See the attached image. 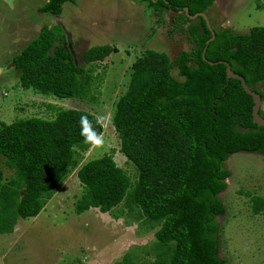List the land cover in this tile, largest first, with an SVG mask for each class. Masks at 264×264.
Instances as JSON below:
<instances>
[{"label":"trees","instance_id":"obj_1","mask_svg":"<svg viewBox=\"0 0 264 264\" xmlns=\"http://www.w3.org/2000/svg\"><path fill=\"white\" fill-rule=\"evenodd\" d=\"M65 1L74 0H45L38 11L57 17ZM140 1L151 8L157 23L164 12H174L169 33L177 27L192 45L172 60L164 52L144 48L131 63L111 124L119 152L135 169V179L131 181L115 164L111 153L80 162L82 153L102 132L91 112L62 108L51 119L0 120V156L13 169V176L6 179L0 169V233L11 232L17 218L38 214L76 167L82 188L73 202L74 212L93 207L116 216L112 209L122 204L127 215L156 227L151 264H223L217 254L220 227L216 216L223 213L218 193L229 176L224 161L239 151L264 155V125L251 121V96L238 79L226 80L225 66L218 60L226 61L264 100V88L257 87L264 81V26H252L245 33L212 26L214 37L203 59L200 54L210 31L202 17L188 18L184 7L188 14H207L214 0ZM59 29V23L42 25L11 57L19 87L91 101L95 76L90 65L113 47L86 48L81 53L88 65L84 68ZM173 67L178 79L171 74ZM81 117L86 118L83 134ZM249 198L252 212L258 213L264 197ZM114 264L137 263L124 254Z\"/></svg>","mask_w":264,"mask_h":264},{"label":"rangeland","instance_id":"obj_2","mask_svg":"<svg viewBox=\"0 0 264 264\" xmlns=\"http://www.w3.org/2000/svg\"><path fill=\"white\" fill-rule=\"evenodd\" d=\"M44 1L0 0V120L9 123L31 116L51 119L62 108L91 112L102 125V146H97L96 138L80 162L111 153L115 164L133 181L135 169L119 152V139L111 124L114 104L126 89L131 63L144 48L164 52L172 60L192 44L177 27L169 33L174 12H164L163 20L157 23L144 1H65L57 17L38 11ZM207 12L213 27L245 33L252 26H264V0H215ZM55 23H59L62 37L67 39L68 34L69 48L84 68L88 65L82 62L81 53L86 48L99 44L113 47L106 57L90 65L95 76L91 101L58 98L19 87L11 57L42 25ZM171 74L179 78L175 67ZM257 87L263 89L264 81ZM261 105L264 111V101ZM224 167L229 176L218 193L223 205V213L216 216L220 227L218 257L223 264H264V206L253 213L249 198L264 197V155L239 151L226 158ZM75 168L38 214L17 218L11 232L0 233V264H114L124 254L137 264H151L156 227L127 215L122 204L112 209L116 216L93 207L74 212L73 202L82 188ZM0 169L5 179L13 176V169L4 165L1 156Z\"/></svg>","mask_w":264,"mask_h":264},{"label":"water","instance_id":"obj_3","mask_svg":"<svg viewBox=\"0 0 264 264\" xmlns=\"http://www.w3.org/2000/svg\"><path fill=\"white\" fill-rule=\"evenodd\" d=\"M215 1V0H214ZM213 1V2H214ZM184 13L186 14V16L190 19H193L195 18L196 16H200L202 17V19L204 20L205 22V25L207 27V29L210 31V36L204 41V47L202 48L201 50V57L204 59V50H205V47L207 45V43L214 37V31H213V28L210 24V21L208 19V15L206 14V12L204 11H199V12H195L193 14H188L187 13V8L184 7ZM67 47H69V36L67 34ZM209 64L213 63L212 61L210 60H206ZM218 62H221L224 64L225 66V77H226V80L228 78H236L239 80L240 82V85L242 87V89L251 96V100H252V105H251V121L253 123H255L256 125H264V116H262L260 113H259V110H260V107H261V103H262V100L260 99V95L259 93L253 91L252 89H250L249 86H247V84L245 83L243 77L241 75H239L238 73H235L233 72L231 69H230V66L229 64L226 62V61H223V60H218Z\"/></svg>","mask_w":264,"mask_h":264},{"label":"clouds","instance_id":"obj_4","mask_svg":"<svg viewBox=\"0 0 264 264\" xmlns=\"http://www.w3.org/2000/svg\"><path fill=\"white\" fill-rule=\"evenodd\" d=\"M86 118L85 117H81V124H82V134H83V124L85 122ZM89 127H91V122L88 121L87 122ZM85 141L88 142V143H91V141L88 139L87 136H85ZM97 146H102V142H101V139L99 138V136H97Z\"/></svg>","mask_w":264,"mask_h":264},{"label":"flooded vegetation","instance_id":"obj_5","mask_svg":"<svg viewBox=\"0 0 264 264\" xmlns=\"http://www.w3.org/2000/svg\"><path fill=\"white\" fill-rule=\"evenodd\" d=\"M207 15H208V19H209L210 24H211V17H210V15L208 14V12H207ZM211 26H212V24H211ZM260 90H263V89H260ZM263 101H264V100H262V102H263ZM260 111H261V115L264 116V111H262V105H261V107H260Z\"/></svg>","mask_w":264,"mask_h":264}]
</instances>
